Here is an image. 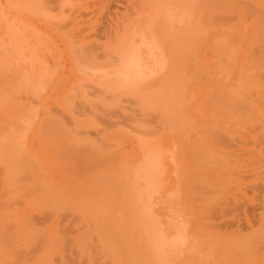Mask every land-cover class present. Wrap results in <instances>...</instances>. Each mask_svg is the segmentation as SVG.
<instances>
[{
	"label": "rangeland",
	"instance_id": "1",
	"mask_svg": "<svg viewBox=\"0 0 264 264\" xmlns=\"http://www.w3.org/2000/svg\"><path fill=\"white\" fill-rule=\"evenodd\" d=\"M8 2L0 0V67H8L4 56L13 57L8 51L12 29L33 42L22 34L29 26L26 23L49 33L50 46L48 50L36 47L33 53L42 70H48L47 76L15 96L26 105L19 106L20 113L29 110L28 118L6 123L0 110V134L7 130L16 136L27 163L26 174L11 181L0 155V264H264L263 200L252 188L254 181L256 187L264 185V153L252 151L257 140L264 143V135L251 131L248 122L237 132L227 127L224 112L228 109L221 110L215 86L221 82V67L210 43L228 25L241 22L233 28L234 34H225L223 52H240L246 72L253 71L251 60H245L252 47L245 41L252 17L247 14L250 0H203L184 22L162 10L155 13L163 22L171 21L170 29L191 26L199 32L191 36L185 72L159 69L155 77L143 78L133 89L142 106L128 92L129 86L118 88L112 83L129 72L124 69L120 76L112 71L113 65L117 69L123 65L116 60L117 46L109 51L111 55L107 51L101 57V51L124 42H129V51H136L137 44L151 46L160 36L165 38L162 32L156 35L161 29L151 33L157 36L152 43L142 27L144 40L140 27L132 30L138 28L142 35L136 36L144 42L134 34L130 38L129 33L125 35L128 42L123 38L121 42L109 31L118 40L113 43L106 31L105 38L98 30L96 34L106 39L98 37L101 49L99 40L94 43L97 30L87 29L80 20L79 11L84 9L73 0H43L42 9L46 8L50 21L25 8H10ZM8 9L5 16L3 10ZM238 9L244 11L237 14ZM209 17L215 19L207 23ZM83 36L87 42L93 40L91 49L96 52L86 46L90 55L88 51L82 58V47L79 55L72 56L68 42H79ZM160 42L166 55L139 47L145 53L141 55L156 56L157 52L162 55L159 59L167 58L168 45ZM225 56L218 59L223 61ZM97 85L106 86L107 91ZM168 88L184 91L198 108L191 110L190 117L186 114V125L176 122V131L171 126L175 121L168 127L163 114L174 104L166 95ZM141 89L151 91L156 102L142 95ZM71 90L76 93L73 106H62L69 102ZM214 112L216 117L207 120L208 113ZM46 114L52 117L46 120ZM138 190L147 197L145 206ZM141 205L145 216L140 214ZM251 209L262 216L252 220Z\"/></svg>",
	"mask_w": 264,
	"mask_h": 264
},
{
	"label": "bare ground",
	"instance_id": "2",
	"mask_svg": "<svg viewBox=\"0 0 264 264\" xmlns=\"http://www.w3.org/2000/svg\"><path fill=\"white\" fill-rule=\"evenodd\" d=\"M124 1L125 0H83V1L73 0V4L75 3L84 9L83 11H79V13L82 14L80 20L85 21L87 23V29H89L91 32L93 31L95 32L97 30L95 34L97 32L100 33L99 31H102L101 33L104 34V32L106 31V33L108 34L107 38L111 36L110 37L111 42L114 41L112 39V36L114 37V35L112 34L110 35L109 31H111L110 33H114L115 37H117L119 41L121 40V38H123V39H127V42L129 37L125 38L126 34L129 33L130 38H132V34H134L135 36L137 34H141L143 29L150 33L149 35H151L152 40L151 39L149 40L151 41V43L154 40V38H156L157 36L159 37L160 35H163L165 37V38L163 37L164 39H161L162 36H160L159 39L157 38L156 40H154L153 43L150 44L153 48L151 46H147V47L143 46L144 47L143 48L142 45H149V44H141L144 42L143 40L145 39L146 35L142 33L143 36L145 35L143 40L141 39L142 36L140 37L138 35L141 41H143L139 43L141 44V46H138L137 44L136 47L133 48L131 47V45L132 46L134 45L133 44L130 45V48H133L134 50L136 49L137 52L133 50L130 51L127 50L129 42L128 43L124 42L126 45L127 44L128 45L127 48L125 47L126 49L124 48L125 50H123L122 47H120L122 46L121 44H123L124 46V43H121L123 39L121 40L120 45L119 43H116L118 45L112 44V48L111 46H108L109 49L104 48L101 45L103 43L102 41H100L101 39L99 40L98 37H101L102 34L101 35L98 34L99 36L96 34L97 37L96 39H94V43L96 42V40L100 41L99 45L101 46L99 47H101V49L102 48L107 49L105 51L104 49L103 51H101L103 52V55H101V57L102 56L104 57V52L107 53V51H108V55H111L110 53H112L113 48L117 46V49L115 48L116 51L114 50V52L118 51L120 53H119V57H117L116 60L119 59L123 63V65L121 64L122 65L121 66L120 63L118 62L117 65L121 67L118 66L119 68L117 69V67L113 65L112 67H114L115 69L112 71L116 70L115 72L116 75H120V76L121 74L118 73H123L124 69L125 71L129 70V72L127 73L128 76L122 74L123 76H125L124 79L123 78L121 79L119 77L120 79L117 80L116 78L115 80L117 81L113 80L112 83L114 82L113 84H115L118 88L126 85L124 88L126 89L127 86H129L130 88H128V92H131L134 95V97L132 96V98L137 97V99L135 98V100L136 101L138 100V103L140 104L141 97L137 96L133 89L142 82L143 78L148 79L149 77H155L163 69L166 70L167 72H170L172 69L174 72H176L177 70L179 72H185L186 62L190 55V46L192 44V41L194 40V38L191 36L199 32V30L194 31V29L191 26L188 27L182 26L180 30L170 29L174 27L171 21L165 23L162 21L160 16L156 17L155 13H158L160 10H162L165 11L170 16H173L174 19L177 18L176 16H180V19L178 20L184 22L185 16L186 15L190 16L197 7H200L203 0H146V1L135 0L137 2L132 0L130 2H127L126 6L123 5ZM41 2H43V0H9L8 5L10 8L15 7L18 8L19 10H24L25 8L32 13L38 14V16L44 18L45 21H50V18H48L49 13L46 10V8L45 10L42 9ZM250 3L252 5V8L251 11L247 12V14L251 15L252 17H251V23L250 24L248 23L249 28L247 30L245 41L248 43V47L250 46L252 47L250 53L249 52L245 53L246 55L245 60L246 62H249L251 60V67L253 71L246 72L247 65L241 64L239 61L240 52L234 50L233 52L232 51L223 52L224 47H226L227 45L225 41V34L227 35H231V33L234 34L233 28L235 26H238L239 24H242L241 22H235L231 25H228L225 30L218 33L217 37L212 38L210 43L212 44V46H214L213 50H216L217 53L216 61L218 60L219 66L221 67V74H219L221 78V82L219 81V83H217L215 86L218 89L217 95L219 98V104L221 106L220 107L221 110H223V106H224V110L228 109V112L226 111L224 112L225 114L224 117H225V122L227 123L226 124L227 127H230L231 130H235L237 132L241 124L248 122L251 131H255L256 132L255 134L257 135H264V0H250ZM144 8H146L148 12L147 11L145 12ZM119 9H122V11ZM242 11L244 10L238 9L236 10V13L240 14V12ZM3 13L5 16H7L6 14H9V9L3 10ZM139 16L140 18H137ZM213 19L215 18L209 17L208 19H206V22L210 23ZM81 21L79 22L82 23ZM186 22H192V21H186ZM26 26L27 28L25 30H22V34H25L30 39H33V42L27 41L22 35L18 36L17 34H13L15 30L12 29L10 35L11 39L8 43L9 46L8 51L10 54H13V57L7 58L4 56V61L7 62L6 64L8 67H0V75H1L0 79L2 78L0 80V110L2 111V113L5 112L4 115L2 114L3 115L2 117L3 118L5 117L4 119L6 120V123H12L14 122L15 119L17 121L21 120L23 117L28 118L27 113L29 110L26 111L24 114L20 113L18 108L21 107L19 106H26V105L17 102L15 100V96L19 92V90L28 91L33 84H39L41 79L47 76L46 72L48 70L47 69H45V71L42 70L40 63L38 62V59L33 55V53H34V48L36 47L37 48L41 47L44 50L49 49L50 46V39L48 38L49 33L43 32L37 29L36 27L31 26L28 23H26ZM135 26L140 27L141 33L137 31L138 30L137 27H136L137 29H134L136 30L135 33L136 32L137 33L136 34L134 33V30L132 29L135 28ZM162 26H164L163 29ZM23 28L24 27H22V29ZM156 29H161V31H157ZM154 30L157 31L156 34L157 36L155 37L154 35H152L153 33H156ZM160 32L162 33L158 35V33ZM105 35L106 34H104V37ZM93 36L92 39L95 38V36L94 37ZM86 37L87 36L80 37L79 42H75V41L68 42V49H70L72 56H74L75 53L78 54V52L80 51L82 52L81 49L82 47H84L83 48L84 53L82 55V58L84 55H86L88 51L90 52H88L87 55L91 53V50L92 53L96 52L95 50L97 49L95 50L91 49V45L93 46L94 44V43L92 44L93 40L90 38L88 42L86 41L89 38V34L87 39H85ZM104 37L102 36L101 38L105 39L106 37L105 38ZM146 40H148V38H146ZM159 40L160 41L162 40V42L164 41L163 43H166V46L168 45L167 58L165 56H163L160 59L159 57H157L159 56L160 53L162 55H166V52L164 53V51L166 50H164L160 46L161 42ZM85 41L88 43L87 45ZM90 41L91 43H89ZM116 42H118V40ZM132 43H134L133 40ZM146 43L148 42L146 41ZM75 45H77L79 49ZM86 46H89L88 48H90L91 50L88 49L86 52L85 49ZM99 47L97 46L95 48L99 49ZM119 47L120 49H122L121 51ZM139 47L142 50L145 49V51L146 48H149V50L148 49L147 50L148 51L151 50L152 53L153 52L155 53L154 50H158L157 52L160 51L161 52L160 53L156 52L157 55L153 56L154 53L151 54V52L147 51L146 54L150 53L152 57L149 54L148 57H144V55L142 56L141 53L143 54L145 51L143 50L144 52H142ZM236 47L237 46L235 45L234 48ZM111 49L112 51L109 52ZM23 51H27V53H24ZM223 53L226 54V56H225V60L222 61L221 59L218 58ZM108 55L106 54V56ZM112 56H114L113 57L114 59L116 58L115 55L112 54ZM153 62H156L159 65L158 66L159 68L155 67L157 64L152 66L151 63ZM169 63H171L172 66L166 67V65ZM159 69H161V71ZM95 76H97V73ZM107 81H111V80H106V82ZM99 87L103 88L102 91H107L106 86H104L106 88H104L102 85ZM79 92L82 93V91ZM140 93L144 96H148V99L151 102H156L155 96L151 93V91L146 89H141ZM166 95L169 96V102L174 103L172 106H169V109L167 110H164L165 106L161 108V110H164L163 114L166 115V118L169 121V124L167 126L168 127L177 126L178 124L176 123L177 121L181 122L183 125H186L188 122L186 114L188 115V117H190L191 110L198 109L196 107L197 105H194L191 100L186 99V93L184 91L178 92L175 91L173 88H168ZM202 95L205 96V93L203 92ZM75 97H76V93L71 90L69 96V102L67 103L65 101L64 105L62 106H70L72 104L71 103L72 99H74ZM176 98L182 100H179L175 103ZM207 99L210 100V97H207ZM74 100H76V98ZM87 100L84 102H87V104L90 103L91 100H89V102ZM98 101L100 102V100ZM104 101L103 103L104 105H106L107 104L106 102L108 101L106 100ZM184 103L185 106H183ZM91 104H94V102L88 105ZM192 106H195L196 108ZM51 117H52L51 115L46 114L45 118L47 120L50 119ZM215 117H216V112L211 114L208 113L207 120L213 119ZM110 121L112 122V120ZM174 121L175 124H173ZM113 122L116 121L113 120ZM173 129L175 130V127H173ZM5 132L2 131L1 133L4 134L3 135L0 134V144H3V146L1 147L3 148V150L0 151L1 152L0 155L5 158L4 161L5 171L10 176L11 181H14L17 180L20 176L26 174L27 163L25 157L24 158L22 157L24 155L21 154L22 151L20 149V145L18 140L16 139V136L12 135L11 131L5 130ZM186 132H188L187 134L190 135L189 131ZM230 134L233 139L235 134L232 131ZM4 149H6V151ZM252 151L264 153V143L262 142V140H257L254 143V147L252 148ZM152 160L150 158L149 160L150 164L153 163ZM262 174L264 175V172ZM262 174L261 177L263 178ZM247 176H249V174H247ZM254 182L255 183L251 181L250 184L253 183L252 188L255 187L253 190L261 194V198L263 200L262 208H264V185L260 187H256L257 182L256 181ZM137 193L140 196L142 194V197L145 201V203L143 202V205L145 206V204L148 202V200H146L147 197L144 195L142 190H138ZM241 195L244 194L241 193ZM143 205H141L143 209H140V214L145 216V210ZM261 216L262 213H255L254 209L252 210L251 212L252 220H256V218H260ZM248 226H251L250 222ZM2 251H3V246L0 244V252Z\"/></svg>",
	"mask_w": 264,
	"mask_h": 264
}]
</instances>
